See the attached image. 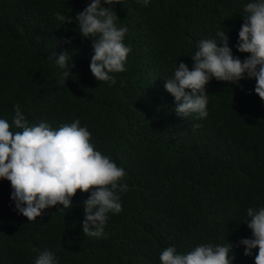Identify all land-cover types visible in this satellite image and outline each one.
Returning a JSON list of instances; mask_svg holds the SVG:
<instances>
[{"label": "trees", "instance_id": "16d2710c", "mask_svg": "<svg viewBox=\"0 0 264 264\" xmlns=\"http://www.w3.org/2000/svg\"><path fill=\"white\" fill-rule=\"evenodd\" d=\"M88 2L0 0V118L12 132L20 131L14 104L30 125L44 120L55 128L79 118L94 147L125 170L122 210L109 213L107 237L87 236L81 201L89 193L77 189L69 209L53 205L28 221L0 178V264H33L44 249L58 264H161L159 252L169 245L186 252L228 242L233 264H254L257 249L244 255L237 242L251 236L241 222L245 210L264 204V101L252 90L255 78L210 79L208 115L200 120L177 116L163 87L176 62L191 68L200 39L223 28L235 44L247 0H151L147 7L119 0L113 9L131 51L114 84L91 75V41L75 30V13ZM55 12L73 20L62 25ZM62 50L75 64L65 83L53 63Z\"/></svg>", "mask_w": 264, "mask_h": 264}, {"label": "clouds", "instance_id": "9594fccd", "mask_svg": "<svg viewBox=\"0 0 264 264\" xmlns=\"http://www.w3.org/2000/svg\"><path fill=\"white\" fill-rule=\"evenodd\" d=\"M119 0H89L86 6L75 13V30L91 41L92 54L88 63L91 75L99 82H116L114 73L123 72L131 51L124 43L128 32L126 25L118 26L119 20L113 5ZM147 7L151 0H136ZM242 23L234 45L229 46L225 29H217L210 38L196 42L190 55L191 68L176 62L172 75L164 80V89L174 101L177 116L197 120L208 115L207 82L215 78L231 84L243 78H255V94L264 101V0H247L243 4ZM65 24L73 17L61 12L53 13ZM69 42V38H64ZM248 53L243 59L234 55ZM53 63L60 69V82L70 76L75 67L68 51L53 53ZM12 124L20 131H10L9 122L0 118V178L10 182V200L14 211L28 221L36 220L43 210L59 204L58 209H69L71 197L77 189L87 191L83 205L81 231L90 237H107L105 231L109 213L122 210L120 196L128 190L124 182L123 167L118 166L108 155L95 148L90 140L87 125L79 118L70 123H61L53 128L41 120L30 125L18 104L13 105ZM193 123L192 127H199ZM241 221L251 231L250 237H242L237 245L243 246V254L250 255L257 249L254 264H264V204L250 206ZM233 245L199 243L186 252L177 251L169 245L159 252L161 264H233ZM33 264H58L51 250L44 249L34 258Z\"/></svg>", "mask_w": 264, "mask_h": 264}]
</instances>
